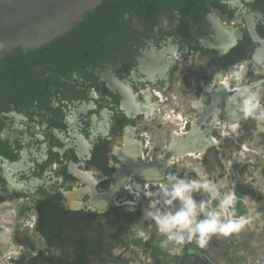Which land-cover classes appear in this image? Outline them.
<instances>
[{
	"label": "flooded vegetation",
	"instance_id": "obj_1",
	"mask_svg": "<svg viewBox=\"0 0 264 264\" xmlns=\"http://www.w3.org/2000/svg\"><path fill=\"white\" fill-rule=\"evenodd\" d=\"M146 5L144 14L133 8L122 13L126 27L120 46L108 47L105 42L98 51L92 43L74 65L57 58L53 42L31 51L16 48L0 58V219L3 213L12 216L0 228L11 231L7 251L15 264H34L33 257L43 251L66 252L50 247L59 238L56 232L49 239L52 224L64 233L68 223L83 215L103 219L113 206L142 198L129 195L123 186L117 191L116 205L107 206L104 194L92 193L108 192L118 180L130 184L126 175L132 172V163L152 161L168 151L173 128L180 129L181 123L163 116L179 118L185 129L181 134L192 133L193 145L204 149L201 156L191 158L201 160L209 179H223L225 162L230 161L232 170L226 173L230 183L220 190L234 189L236 209L244 207L247 181L236 167L245 160L264 164V152L259 151L264 150V121L247 117L230 98L236 88H249L259 92L264 105V0H146ZM192 62L199 65L194 67ZM241 62L246 65L243 78L232 81L230 90L209 86L216 72H227ZM177 81H183L184 88ZM168 104L173 105L170 113L163 112ZM151 105L154 116L148 117ZM164 124H169L167 131ZM162 132L168 135L166 144L157 140ZM185 157L174 156L172 171L168 167L167 172L175 175L174 166ZM153 180L144 188V199L147 191L159 189L161 196L167 188ZM252 194L254 200L264 202V191ZM81 196L84 205L79 203ZM144 199L137 205L142 214ZM90 200L95 206L85 204ZM104 203L106 209L99 211ZM215 205L213 201L210 207ZM64 210L71 213L66 220L59 219L58 212ZM109 221L107 217L105 222ZM100 224L90 230L102 237L105 225ZM148 225L149 230L155 229L149 219ZM116 226L115 233L120 227ZM123 232L107 238L132 255L124 258L112 249L105 254L107 261L146 264L145 258L157 264L152 257L155 246L145 247L142 242L135 255L132 244H121ZM165 254L176 262L170 247ZM194 255L206 256L194 243L186 246L180 260L185 257V264H202L199 257L194 261Z\"/></svg>",
	"mask_w": 264,
	"mask_h": 264
},
{
	"label": "clouds",
	"instance_id": "obj_2",
	"mask_svg": "<svg viewBox=\"0 0 264 264\" xmlns=\"http://www.w3.org/2000/svg\"><path fill=\"white\" fill-rule=\"evenodd\" d=\"M245 67V63L241 62L227 72H216L209 86L230 90L232 81L239 82L243 78ZM235 93L230 103L238 105L247 117L264 121V111H260L264 105L259 92L236 88ZM192 171L196 176L194 179L170 175V187L162 190V199L159 202L149 200L148 208L144 211V218L151 220L157 232L164 237L160 241L161 248H167L169 244L182 247L195 242L197 247L203 249L213 237H231L252 224L255 208H249L246 215L238 214V197L234 189L221 192L220 189L226 186L209 179L202 168L192 167ZM194 194H204L206 198L197 200ZM213 201H216V205L210 207ZM241 202L249 204L247 197L242 198ZM136 234L145 241L150 238L144 230H138Z\"/></svg>",
	"mask_w": 264,
	"mask_h": 264
},
{
	"label": "trees",
	"instance_id": "obj_3",
	"mask_svg": "<svg viewBox=\"0 0 264 264\" xmlns=\"http://www.w3.org/2000/svg\"><path fill=\"white\" fill-rule=\"evenodd\" d=\"M148 1V0H147ZM125 4L124 8L121 9V6ZM128 7V8H125ZM133 8L137 14L145 12L147 9L146 0H104L103 4L100 5L97 9L92 12H88L86 19L78 23L66 37H60L53 41V49L58 53L57 58L64 60L66 65L75 63L76 58H84L89 52V48L92 47V43H95L99 50L101 46L107 42L108 47L111 44L121 45V42L124 41V27L126 23L122 18V13L125 9ZM144 14V13H142ZM122 36V39H121ZM99 57V56H98ZM97 57V58H98ZM71 212L68 210L59 211L57 217L62 220H66L68 215ZM104 215V214H103ZM96 218L100 219V215H95ZM95 216L83 215L79 221H74L67 224L66 235L60 231L59 225L52 224L48 231L50 230V237L57 233L59 238H56L58 241L54 245H50L51 248L57 250L64 249L66 251L62 254H47L43 251L41 254L36 257H33L34 264H90V255H103L104 248L106 245L103 243L102 238L94 237L89 235L87 231L90 230L91 220ZM112 223L120 227L118 228L117 233H113V237L122 235L123 228H133L144 230L145 232L149 231L148 219L144 218V215L141 213H136V215L126 214L122 208L113 206L106 213ZM51 224V223H50ZM128 224V225H127ZM64 225V223L62 224ZM78 227L83 232L82 235L77 234ZM77 230V231H76ZM152 237L148 242H144L145 247L155 246L152 257L157 264H168L173 261L174 258L170 255H166L168 248L172 245L169 244L167 248L160 247V241L164 239L163 236H160L156 228L151 231ZM137 232L129 231L128 229L123 232V235L130 234L134 242L140 243L141 238L136 234ZM50 241V240H49ZM129 245L130 242L121 243ZM56 250V251H57ZM107 254L112 253L110 248H107ZM165 254V255H164ZM66 255H76L74 258H65ZM90 262V263H89ZM176 264H178V259H176Z\"/></svg>",
	"mask_w": 264,
	"mask_h": 264
},
{
	"label": "water",
	"instance_id": "obj_4",
	"mask_svg": "<svg viewBox=\"0 0 264 264\" xmlns=\"http://www.w3.org/2000/svg\"><path fill=\"white\" fill-rule=\"evenodd\" d=\"M102 3L103 0H0V58L16 48L31 51L52 43L69 33L78 23L83 22L88 12L94 11ZM146 75H149L148 71ZM192 140V133L175 136L164 155L152 161H136L129 166V169L144 180L158 178L166 180L167 175V178L170 177L167 170L172 165L174 156L178 160L181 159L186 153L184 151L190 148ZM177 148L180 150L178 151ZM181 150H184L183 153ZM121 184V180H118L110 191L102 193L95 191L92 196L104 194L103 200L108 198L107 206L116 205L117 194L114 199H111V196L122 188ZM93 202L90 200L88 203L93 204ZM88 203L86 204L89 205ZM105 205H100V208H106ZM240 213L238 211V214ZM197 257L202 263L216 264L210 262L204 255H194V261ZM184 258L181 264H184Z\"/></svg>",
	"mask_w": 264,
	"mask_h": 264
},
{
	"label": "rangeland",
	"instance_id": "obj_5",
	"mask_svg": "<svg viewBox=\"0 0 264 264\" xmlns=\"http://www.w3.org/2000/svg\"><path fill=\"white\" fill-rule=\"evenodd\" d=\"M198 63L199 62H192V65H194V67H197L199 65ZM182 67L185 68V70H190L188 68V66H186V65L185 66L183 65ZM181 75H182V73H181ZM182 78H183V76H182ZM177 82H178L179 86L184 88V82L183 81L182 82L177 81ZM196 90H197L196 88L192 89V93H194ZM169 92L170 93H176L172 89H170ZM171 106H173V105L168 104V106H165V108L163 107L166 110V111L163 110V112L170 113V110L172 109ZM156 126H157V124H156ZM156 126L154 128V131L156 130L157 132H159L160 128H157ZM168 126H169V124H164V126H163L164 131H167L169 129ZM167 133L169 134V131ZM157 136L159 137V138H157V140L164 141V143L166 144V142L168 140V135H167V137H165L164 132H162L161 134H157ZM259 151L264 152L263 148H260ZM244 154H246V152ZM191 157L192 156L185 157L181 162L178 163V165L174 166L175 175H179L181 178H183V176H185L188 179H194V178H196V176H195V173L192 171V167H199V168H202L204 171H206L201 160H199L197 158H191ZM228 161L225 162L224 178L223 179L220 178V179H217L216 181H214L218 184L225 185L226 188H227V185L230 183V178L227 176L226 173H231V170H232L230 168L231 167L230 161L229 162ZM236 168H237L236 172L240 173L241 178H243L247 181L245 186H244L245 188L243 189V190L247 191V194L245 193V195L243 197H247L249 200L248 205H244L243 208H239V206H237V210L241 212L240 213L241 215H246V214H248L249 208H255V212L252 213V215H253L252 224L250 226L245 227V229H243L239 234H234L231 237H227L225 243H224V241H220L221 239H224L225 237H219V238L213 237L211 239L210 243L208 244V248H209V250H211L213 252L215 249V250H217L216 252L221 254V255H218V258L221 259V263H225V264H264V205H262V203H264V202L261 203L260 201L254 200L253 194H252V192L261 193L264 191V164H262L260 162L248 163L245 160V161H242L239 164H237ZM169 170L172 171L171 166H170ZM253 175L255 176V179H254ZM158 190L159 189H157V191L152 190L153 194H151V195H149L150 192L147 191L145 199H144V197H142V198L138 197V199L137 198L134 199V200H136L134 202V204L120 205L119 207L122 208L126 214L136 215L135 209H136V207L139 204V201L141 199H144V204H143L144 207L143 208L145 210L148 208L149 200L158 201V199H160V198L162 199V197L158 194ZM194 195H195V198L197 200L201 199L200 194H194ZM131 203H132V201H131ZM176 206H178V204ZM129 209H133V210H129ZM242 209H244V210H242ZM256 213H259V215H256ZM11 218H12V216L10 213H8V212L3 213V215L1 216V219H0V223H2L3 226H6L5 221H9V220H11ZM106 219H107V217H105L103 219L96 218L94 220L96 222H94V224H93L96 227V225H99V223H101V224H102V222L104 223L105 230L103 231V237H107V236H110V234L115 233L116 228H117L116 224L112 225L113 222H111V221L105 222ZM90 232L92 233V235H98L99 236L98 232L95 229H93L92 231L90 230ZM160 236H162V235H160ZM124 237H128V235H124ZM10 238H11V231L7 230V227L0 228V264H9V262L12 263V261L8 260V256H7V255H9L7 249H8L9 244H10V241H9ZM213 239H218L219 241L214 243ZM232 240H234L235 242L231 243ZM194 243L195 242H193L191 244H186L182 247L181 246H175L173 244L170 246L171 252L173 251V254L176 255V257H177L176 259H178V264H179V261H181L180 260L181 256L184 255V250L186 249V246L194 245ZM216 245H218L219 247L218 246L215 247ZM114 249L116 251L123 250L122 245H120V246L114 245ZM54 250H56V249L54 248ZM131 252H132L131 250L127 251L126 253H124V255H122V257H128L127 255H132ZM140 255L143 256L144 253L141 252ZM145 263L149 264L147 259L145 260ZM175 263L176 262H175V258H174V260L171 262V264H175ZM202 264H205V263H202Z\"/></svg>",
	"mask_w": 264,
	"mask_h": 264
},
{
	"label": "crops",
	"instance_id": "obj_6",
	"mask_svg": "<svg viewBox=\"0 0 264 264\" xmlns=\"http://www.w3.org/2000/svg\"><path fill=\"white\" fill-rule=\"evenodd\" d=\"M147 116L148 117H150V116H154V114H153V110L152 111H150L149 113H147ZM246 150V149H245ZM152 194V192L150 191V194L149 195H151ZM84 196H81V198H80V200H79V203H81L82 201L84 202ZM88 199L89 198H87V200L86 201H88ZM76 201H78V199H76ZM83 202H82V204H83ZM86 204V203H85ZM129 204H134V201H132V203H129ZM89 206L90 207H93V206H95L94 204H89ZM98 208V207H97ZM104 208V207H103ZM103 208L101 209H99V211H102L103 210ZM135 212L136 213H141L142 214V212L140 211V209L138 208V207H136V209H135ZM94 222H96V221H94ZM101 225V224H100ZM128 225V224H127ZM93 225H92V223L90 224V227H92ZM129 231H136V229H134V230H132V228H127ZM78 230H80L79 229V227H78ZM139 230V229H138ZM77 231V230H76ZM152 230H149L148 232H146V233H148V234H152V232H151ZM83 232H85V231H78V233L77 234H80V235H82L83 234ZM88 233H89V235H92V233L90 232V230L89 231H87ZM127 235V234H126ZM92 236H94V237H99L98 235H92ZM111 236H113V234H111ZM150 237V236H149ZM102 240H103V243L105 244V245H107V244H109V245H112V246H110L109 248L112 250V249H114V244H112L111 242H112V239H111V237H109V238H107V237H103V235H102ZM106 238H107V240H106ZM226 239L227 238H224V239H221L220 241H224V243L226 242ZM149 240V239H148ZM148 240L147 241H145V240H143V239H141V241H140V243H137V242H134L133 241V239H132V236L130 235V234H128V237H124V240L121 242V243H126V242H130V244H132L131 246H133V251H136L134 254L135 255H137V250H138V246H140L141 245V243L143 242H148ZM106 241H108V242H106ZM219 240L218 239H213V242L215 243V242H218ZM233 242H235L234 240H232L231 241V243H233ZM129 244V245H130ZM213 244V243H212ZM211 244V245H212ZM124 245H126V246H129V245H127V244H124ZM214 246V245H213ZM218 245H216L215 247H217ZM219 247V246H218ZM107 248H104V250L105 251H103V255H90V264H113L112 263V261H107V256H105V254L107 255V250H106ZM121 251V253H122V255H124V253H126V252H124L125 250H120ZM140 251L141 252H143L141 249H140ZM217 250H215L214 249V252L213 251H211V250H209V248H208V246L206 247V248H203V249H201V252L202 253H204L207 257H208V259H209V261L210 260H213V262L214 263H216V264H225V263H221V259L220 258H218V255H221V254H219L218 252H216ZM140 252V253H141ZM132 253V252H131ZM8 256V260L9 261H12V263L11 262H9V264H15L13 261V259H12V256L13 255H7ZM67 257H65V258H74L76 255H66ZM128 256V255H127ZM124 258H128V257H124ZM133 258H130L129 260H132ZM134 260V259H133ZM145 258L143 259V261L145 262ZM147 261H148V259H147ZM117 263H118V261H117ZM59 264H64V263H59ZM133 264H136V263H133Z\"/></svg>",
	"mask_w": 264,
	"mask_h": 264
},
{
	"label": "bare ground",
	"instance_id": "obj_7",
	"mask_svg": "<svg viewBox=\"0 0 264 264\" xmlns=\"http://www.w3.org/2000/svg\"><path fill=\"white\" fill-rule=\"evenodd\" d=\"M153 107H154V105H151V108L148 111V113L153 109ZM163 118L166 119V120H173L178 125L181 123L180 124V129L176 130V128H173V131L175 132V133H173V138H175V136H178V135H183L181 133H183V131L185 132L184 124L180 121L179 118H174V117H171V116H163ZM236 121H234V122L232 121L231 124L232 125L237 124ZM176 142H178V141H176ZM190 145L191 146H190L189 149H186L185 151L184 150H181V153H183V151H184V152H186V153H184V155L187 154V156H192V157H199V156H201V153L203 152L204 149H201L199 147H196L195 148V146L193 145V143L190 144ZM245 149L247 150L248 148L246 147ZM246 150L243 149L242 151L245 152ZM126 176H127V181L130 182V184L127 183V185H125V186L123 184L122 185V187L124 186L123 189L127 193H129V195L130 194H135L137 196H142L143 197V194L142 193H144V191H145L144 190L145 186H147V184H149V181L151 182L152 180H149V179H145V180L144 179H141V178H139L137 176V174H135V172H129V174H127ZM134 176H135V178H133ZM167 177H168V175H167ZM167 177H166V180L164 178H158V179H154L153 182H155V184H157V183L160 184L162 187H169L170 184H169V179ZM145 193H147V192H145ZM116 194H117V192H114V194H112V196H111V199H114L115 196H116ZM99 196H103V194H100ZM100 199L101 198H98V200H100ZM106 199H107V197H106ZM81 204H82V202H81ZM103 205H105V203Z\"/></svg>",
	"mask_w": 264,
	"mask_h": 264
},
{
	"label": "built area",
	"instance_id": "obj_8",
	"mask_svg": "<svg viewBox=\"0 0 264 264\" xmlns=\"http://www.w3.org/2000/svg\"><path fill=\"white\" fill-rule=\"evenodd\" d=\"M178 256V255H177Z\"/></svg>",
	"mask_w": 264,
	"mask_h": 264
}]
</instances>
